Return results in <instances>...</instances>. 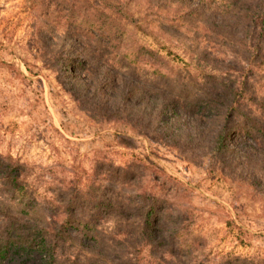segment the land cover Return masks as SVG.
Instances as JSON below:
<instances>
[{"label": "rangeland", "instance_id": "obj_1", "mask_svg": "<svg viewBox=\"0 0 264 264\" xmlns=\"http://www.w3.org/2000/svg\"><path fill=\"white\" fill-rule=\"evenodd\" d=\"M144 1L128 0V6L137 11ZM233 1L167 0L166 8L155 4L149 19H162L166 10L170 30L163 34L155 28L145 33L132 29L131 38L169 58L172 73L193 91L194 86L210 85L213 76L243 84L249 91L264 90V65L249 59L244 46L248 33L237 25L240 13ZM36 12L28 0H0V155H10L29 168L28 190L47 211L48 221L52 222L48 201L68 183L80 181V189L88 182L110 184L124 205L133 204L134 192L161 191L172 200L170 213L183 228L184 247H194L191 255L176 248L170 252L168 246L144 245L138 251L131 231L138 218L119 215L100 220L104 243L110 246L104 248L105 255L120 254L123 260L118 264L139 260L140 264H217L226 253L264 257V146L261 155L251 149L258 153L257 159L242 167L234 166L235 160L211 165L204 155V140L216 124L201 125V133L193 139L183 135L192 129L184 120L173 122L174 136L167 139L159 136L154 124L145 128L151 115L141 113L144 109L138 104L151 99L148 95L155 90L148 79L155 73L141 64L131 68L126 60L111 72L120 82L121 74L135 72V81L124 79L128 81L124 88L131 98L132 115H142L141 122L93 118L62 87L47 63L48 48L35 33L40 19ZM112 91H104L110 102L120 95ZM163 118L166 121L167 116ZM113 167L133 172L134 178L119 182L109 175ZM252 177L258 179L253 184ZM3 222L0 218V225ZM122 232L128 239L125 244L113 243L123 237ZM66 246L79 252L82 261L96 255L82 251L77 242Z\"/></svg>", "mask_w": 264, "mask_h": 264}, {"label": "trees", "instance_id": "obj_2", "mask_svg": "<svg viewBox=\"0 0 264 264\" xmlns=\"http://www.w3.org/2000/svg\"><path fill=\"white\" fill-rule=\"evenodd\" d=\"M28 1L40 18L36 21L35 33L48 48L47 63L55 70L62 87L93 118L141 122L142 115H132L131 98L124 88L128 82L124 79L135 81V72L120 73L122 82L115 73L112 76L114 71L111 72L126 60L125 64L131 68L141 64L152 67L155 73L148 79L155 90L148 95L151 99L138 104L144 109L141 113L151 115L145 128L154 124L159 136L167 139L174 136L171 133L173 122L184 120L192 124V129L183 135L193 139L195 133H201V125L216 124L204 140V155L211 165L235 160L234 166L242 167V163L256 160L258 153L261 155L264 90L249 91L243 84L218 81L213 76L210 85L194 86L193 91L181 76L172 73L169 58L131 38L132 29L145 33L155 28L163 34L170 30L166 10L161 13L162 19H149L155 4L166 8L167 0L161 3L145 0L137 11L128 6V0ZM233 4L240 13L237 25L248 33L244 46L249 59L254 64L264 65V0H234ZM116 56L119 59L115 60ZM110 89L120 93L111 102L104 96V91L109 93ZM163 116H167L166 121ZM254 147L258 153L251 152ZM28 174L26 164L10 155H0V191L3 194L0 195V218L4 221L0 225V264H118L123 260L120 254L113 257L104 252L106 246L110 247L104 243L100 231V220L106 215L138 218L131 224L138 251H142L144 245L168 246L170 252L176 248L188 257L194 250V247L183 245L185 234L179 219L170 213L172 200L166 193L134 192L130 197L133 204L124 205L114 195L110 184L88 182L80 189V181L68 183L48 201L49 219L52 220L49 222L47 211L28 190ZM109 175L119 182L134 178L133 172L120 167H113ZM249 180L253 184L258 179ZM121 236L117 241L113 239V243L125 244L128 240L125 233ZM76 242L82 251H92L96 255L90 254L80 260L79 252L68 251L66 246ZM136 264H140V260ZM217 264H264V257L226 253Z\"/></svg>", "mask_w": 264, "mask_h": 264}]
</instances>
